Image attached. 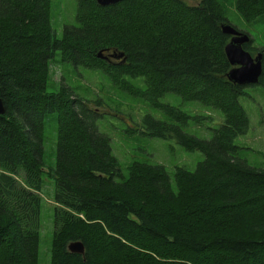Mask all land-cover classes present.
Returning <instances> with one entry per match:
<instances>
[{"label": "trees", "instance_id": "1", "mask_svg": "<svg viewBox=\"0 0 264 264\" xmlns=\"http://www.w3.org/2000/svg\"><path fill=\"white\" fill-rule=\"evenodd\" d=\"M51 0H0V264H38L45 177L53 180L50 264H264V168L238 158L248 131L228 82L229 37L217 0H124L99 7L77 0L76 25L51 27ZM245 22L264 16V0H235ZM252 39L243 49L252 55ZM122 53L124 63L97 57ZM262 72L257 86L264 89ZM98 70L166 120L145 115L143 135L172 141L204 160L190 172L134 162L127 175L97 129L101 100L60 82L48 92L49 64ZM176 95L216 111L209 140L185 131L190 117L160 102ZM55 115V167L45 169L43 130ZM131 131V130H130ZM80 242L84 254H71Z\"/></svg>", "mask_w": 264, "mask_h": 264}, {"label": "rangeland", "instance_id": "2", "mask_svg": "<svg viewBox=\"0 0 264 264\" xmlns=\"http://www.w3.org/2000/svg\"><path fill=\"white\" fill-rule=\"evenodd\" d=\"M188 7L199 5L200 0H178ZM225 22L237 31L245 33L252 39L251 57L254 58L264 49V16L251 22H245L235 10V0H217ZM77 0H51L50 21L56 32L61 36L63 26L76 25ZM115 61H111L113 63ZM117 62V61H116ZM48 92H56L60 82L69 86L79 96L89 100H101L98 109L104 114L97 121L98 131L108 137L111 153L119 163L121 173L126 176L128 167L134 163H146L164 167L170 179L174 169L184 168L190 172L198 163L204 160V155L198 152H186L172 141L151 138L143 135L139 127L141 119L150 115L159 120L166 118L157 110L129 92L119 89L113 81L98 70L77 68L62 63L58 57L49 64ZM245 95L239 98V103L245 111L249 127L245 135L239 136L234 145L238 148V158L254 168H264V89L257 86L244 88ZM160 102L178 108L190 117L202 116L199 123L189 122L185 131L199 139L209 140L213 130L222 122V116L199 104L183 102L176 95H168ZM55 115L47 117L43 130V161L45 169L55 167ZM131 130V131H130ZM172 180V179H171ZM53 180L45 177L41 191L42 211L41 229L38 245V264H50L51 241L53 234Z\"/></svg>", "mask_w": 264, "mask_h": 264}, {"label": "water", "instance_id": "3", "mask_svg": "<svg viewBox=\"0 0 264 264\" xmlns=\"http://www.w3.org/2000/svg\"><path fill=\"white\" fill-rule=\"evenodd\" d=\"M124 0H95L99 7H108L116 5ZM221 32L229 37V41L224 47V54L231 69L226 74L228 82L240 87L253 86L258 84V79L262 72L261 54L258 53L254 58L243 49V46L249 43V36L237 31L227 23L221 25ZM98 58L105 61L115 60L124 63L122 53H109L103 56L100 51ZM4 114V107L0 101V116ZM67 250L71 254L83 255L84 247L80 242L70 243Z\"/></svg>", "mask_w": 264, "mask_h": 264}, {"label": "flooded vegetation", "instance_id": "4", "mask_svg": "<svg viewBox=\"0 0 264 264\" xmlns=\"http://www.w3.org/2000/svg\"><path fill=\"white\" fill-rule=\"evenodd\" d=\"M107 54H109V53H107ZM112 61H115V60H112ZM110 62V61H109Z\"/></svg>", "mask_w": 264, "mask_h": 264}]
</instances>
